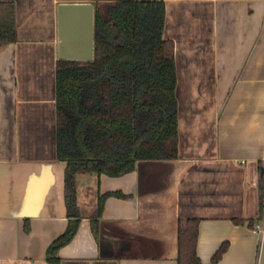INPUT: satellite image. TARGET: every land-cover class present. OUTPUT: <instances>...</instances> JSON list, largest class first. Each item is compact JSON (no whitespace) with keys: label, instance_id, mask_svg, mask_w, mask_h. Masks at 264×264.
I'll return each instance as SVG.
<instances>
[{"label":"crops","instance_id":"1","mask_svg":"<svg viewBox=\"0 0 264 264\" xmlns=\"http://www.w3.org/2000/svg\"><path fill=\"white\" fill-rule=\"evenodd\" d=\"M115 1L0 0L17 22V41L0 42V264H54L48 248L70 220L57 156L58 5ZM164 3L178 157L119 177L78 171L80 222L58 264H179L188 220L202 264H264V0Z\"/></svg>","mask_w":264,"mask_h":264},{"label":"trees","instance_id":"2","mask_svg":"<svg viewBox=\"0 0 264 264\" xmlns=\"http://www.w3.org/2000/svg\"><path fill=\"white\" fill-rule=\"evenodd\" d=\"M164 19V0L115 1L108 6V19L96 9L94 60L58 59L57 156L67 163L70 220L48 248L54 264L79 226L78 171L119 177L134 171L138 161L178 157L175 52L173 41L163 38ZM16 41L15 6L0 2V42ZM197 237V221L188 220L179 231V264H202Z\"/></svg>","mask_w":264,"mask_h":264},{"label":"water","instance_id":"3","mask_svg":"<svg viewBox=\"0 0 264 264\" xmlns=\"http://www.w3.org/2000/svg\"><path fill=\"white\" fill-rule=\"evenodd\" d=\"M95 12L93 2H63L58 5L59 59L94 60Z\"/></svg>","mask_w":264,"mask_h":264},{"label":"rangeland","instance_id":"4","mask_svg":"<svg viewBox=\"0 0 264 264\" xmlns=\"http://www.w3.org/2000/svg\"><path fill=\"white\" fill-rule=\"evenodd\" d=\"M111 5V4H110ZM108 4L100 5L99 10L105 19H108Z\"/></svg>","mask_w":264,"mask_h":264},{"label":"built area","instance_id":"5","mask_svg":"<svg viewBox=\"0 0 264 264\" xmlns=\"http://www.w3.org/2000/svg\"><path fill=\"white\" fill-rule=\"evenodd\" d=\"M259 229L261 230V226H259Z\"/></svg>","mask_w":264,"mask_h":264}]
</instances>
